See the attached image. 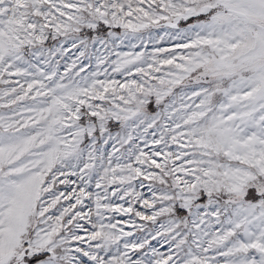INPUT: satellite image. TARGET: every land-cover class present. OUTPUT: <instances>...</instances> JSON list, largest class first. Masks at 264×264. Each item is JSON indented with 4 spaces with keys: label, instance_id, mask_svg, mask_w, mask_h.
<instances>
[{
    "label": "snow or ice",
    "instance_id": "snow-or-ice-1",
    "mask_svg": "<svg viewBox=\"0 0 264 264\" xmlns=\"http://www.w3.org/2000/svg\"><path fill=\"white\" fill-rule=\"evenodd\" d=\"M0 264H264V0H0Z\"/></svg>",
    "mask_w": 264,
    "mask_h": 264
}]
</instances>
